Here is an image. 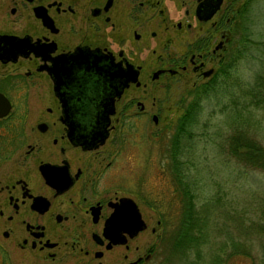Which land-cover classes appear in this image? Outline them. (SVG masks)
<instances>
[{
    "label": "flooded vegetation",
    "instance_id": "obj_1",
    "mask_svg": "<svg viewBox=\"0 0 264 264\" xmlns=\"http://www.w3.org/2000/svg\"><path fill=\"white\" fill-rule=\"evenodd\" d=\"M10 1V15L0 21V92L11 104L0 116L10 141L0 173V256L14 246L90 264L116 250L121 264H136L145 257L130 261L129 242L147 222L119 157L128 126L146 110L147 82L131 44L145 41L149 20L163 24L165 44L197 29L194 38H181L186 50L174 56V67L161 64L150 78L185 70L188 62L209 77L216 67L203 69L205 61L224 62L243 3L231 2L226 15L225 0ZM151 119L156 123L157 113ZM123 198L136 202L146 224L132 236ZM115 213L120 218L106 234Z\"/></svg>",
    "mask_w": 264,
    "mask_h": 264
},
{
    "label": "rangeland",
    "instance_id": "obj_2",
    "mask_svg": "<svg viewBox=\"0 0 264 264\" xmlns=\"http://www.w3.org/2000/svg\"><path fill=\"white\" fill-rule=\"evenodd\" d=\"M231 2L232 5H239L245 0H225L226 15L230 14L228 5H231ZM11 4L10 0H0V21H6L5 18L9 17ZM250 4L248 14L253 31L251 37L262 39L260 35L264 33V0H251ZM151 22L149 20L146 24L145 41L131 44L135 60L145 69L147 91L142 99L146 110L138 116V121L133 126H128V135L123 139L124 153L119 157L126 164L129 190L135 191L139 199L134 194L131 195L138 200L147 222L146 229L129 242L130 261L138 255L145 257L136 264H154L161 255V247L157 249L159 255L157 251L153 252L152 247L159 241L162 219L170 216L171 219L174 218L181 199L175 192L178 181L174 169L175 162L170 155V139L178 117L188 100L193 98V88L213 75H201V71L192 70L188 62L185 70L179 67L174 74L166 72L155 80L151 79L152 70L159 65L174 67V56L186 50L181 38L186 36L192 39L198 32L197 29L185 31L182 36H173V43L165 44L167 36L163 24L157 21L150 24ZM153 30L154 37L151 35ZM227 51L228 43L225 55ZM255 52L253 58H237L223 79L224 86L234 87L235 99H232L226 88L218 99L203 100L199 122L191 125L194 131L188 140H184L185 152L180 155L181 160L186 162L182 168L186 178L194 180L199 188L197 204L203 199L220 194L222 204L243 209L245 216L255 221V231L249 234L248 239H243L239 233V243L242 245L243 241L250 250L251 257L239 253L229 260L228 264H250L252 259L258 262V254L264 249V233L261 235V230L258 229L259 224L262 226L264 215V167L247 165L230 151L232 136H236V132L241 129L264 146V87L260 85V77L264 75V56L259 58L261 52ZM225 59L226 56L224 61ZM218 65L215 59L210 58L205 61L203 69H217ZM247 86L255 89L253 94L247 95ZM152 113L158 115L156 123L151 119ZM107 148L110 149V145ZM8 164V161L0 164V173ZM152 227L155 231H152ZM120 259L121 255L116 250L105 251L103 257L93 258L90 264H121ZM5 260L9 264H73L75 257L61 255L54 259L36 252L20 251L14 246H6V252L0 256V264Z\"/></svg>",
    "mask_w": 264,
    "mask_h": 264
},
{
    "label": "trees",
    "instance_id": "obj_3",
    "mask_svg": "<svg viewBox=\"0 0 264 264\" xmlns=\"http://www.w3.org/2000/svg\"><path fill=\"white\" fill-rule=\"evenodd\" d=\"M250 2L251 0H245L233 18L234 30L228 43L225 61L221 62L211 77L193 88L191 92L193 98L188 100L178 117L175 131L170 139V155L175 162L174 169L178 181L175 192L181 199L178 213L174 215V218L171 219L170 216L162 219L159 241L152 247L154 253L157 251V255H159L157 249L161 247V255L154 264H228V261L239 253L245 256L251 254L243 241L242 245L239 243V233L243 239H248L249 234L255 231V221L245 216L243 209L230 208L225 203L222 204L220 194L206 199L201 198L203 201L197 204L199 188L196 182H193L194 180L186 178V173L182 169L186 162L180 158L184 151L183 146H186L184 140H188L194 131L191 125L199 122L198 116L203 107V100L218 99L226 88L232 99L233 97L235 99L234 87L223 84V79L234 65L233 62L239 57L253 58L255 51L261 52L258 55L259 58L264 56V33L260 35L262 39L251 37L253 31L250 14H248L251 8ZM260 85L264 87V75L260 77ZM254 90L253 87L248 88L247 95L253 94ZM1 127L9 129V122L0 120ZM238 131L236 136H232L230 142L231 153L247 165L264 167V146L248 136L243 129ZM5 137L0 131V164L8 157L10 141ZM261 224L262 226L257 225L262 235L264 215ZM1 264H9V262L5 260ZM250 264H264V249L258 254V262L252 259Z\"/></svg>",
    "mask_w": 264,
    "mask_h": 264
},
{
    "label": "water",
    "instance_id": "obj_4",
    "mask_svg": "<svg viewBox=\"0 0 264 264\" xmlns=\"http://www.w3.org/2000/svg\"><path fill=\"white\" fill-rule=\"evenodd\" d=\"M217 4H218V1H217V3H215V5H214V7L212 8L211 11L215 10ZM131 69H133V71H135V73H136V69L133 68L132 65H131ZM156 74L157 73H154V75H156ZM125 77H126V80H128V79L132 80V79L135 78V75H134V73H131L129 75H125ZM10 106H11V104H10L9 99L3 93L0 92V116L5 115L8 112ZM123 199L129 200L130 201V205H131L129 233H130V236H132L139 229L144 228L146 224H145L144 220L141 218V215H140V212H139V209H138V206H137L136 202L132 198H123ZM117 216L118 215L115 213V214H112L107 219L106 227H105V233L106 234H108V231L112 227L111 224L114 222V220L118 219L119 216L118 217ZM109 239H110V242L111 241L112 242H119V241L123 240V239H112L111 237H109ZM109 245H110V243H108L107 246H109ZM100 254H101L100 252H97V255H100ZM132 263L133 262H130L129 264H132Z\"/></svg>",
    "mask_w": 264,
    "mask_h": 264
},
{
    "label": "bare ground",
    "instance_id": "obj_5",
    "mask_svg": "<svg viewBox=\"0 0 264 264\" xmlns=\"http://www.w3.org/2000/svg\"><path fill=\"white\" fill-rule=\"evenodd\" d=\"M221 79V78H220ZM223 79V78H222ZM221 83H223L222 81H221ZM224 84V83H223ZM238 92V91H237Z\"/></svg>",
    "mask_w": 264,
    "mask_h": 264
}]
</instances>
